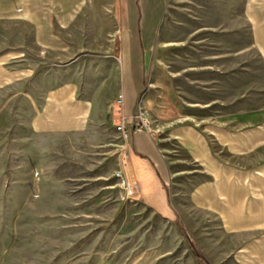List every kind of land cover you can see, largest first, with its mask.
Segmentation results:
<instances>
[{
  "label": "rangeland",
  "instance_id": "1",
  "mask_svg": "<svg viewBox=\"0 0 264 264\" xmlns=\"http://www.w3.org/2000/svg\"><path fill=\"white\" fill-rule=\"evenodd\" d=\"M115 2L0 0V58L10 52L12 65L20 60L41 67L43 101L46 88L67 83L76 99L96 100L82 128L36 139L27 133L20 152L0 153V264H251L253 257L239 249L246 239L223 233L208 209L186 201L180 221L164 218L139 193L129 194L117 177L123 165L127 168L128 138L119 128L123 26ZM132 5L139 11L137 0ZM141 5L148 22L140 31L138 17L130 13L128 30L134 34L135 76L142 89L143 50L157 39L156 68L151 66L146 78L149 87L151 71L157 72L156 105L171 98V112L181 111L176 118L264 106L254 25L255 17H264V0H142ZM243 66L251 70L246 80ZM227 73L233 82L219 97L233 105L212 110L211 99L218 96L211 93L212 76L221 84ZM110 76L117 85L113 95L104 88ZM145 93L135 123L142 126L146 119L141 131L162 139L175 121H163L162 107L154 111ZM171 151L172 160L186 165L187 153L175 141ZM178 179L187 193L193 180Z\"/></svg>",
  "mask_w": 264,
  "mask_h": 264
},
{
  "label": "crops",
  "instance_id": "2",
  "mask_svg": "<svg viewBox=\"0 0 264 264\" xmlns=\"http://www.w3.org/2000/svg\"><path fill=\"white\" fill-rule=\"evenodd\" d=\"M141 2L137 0V12L132 0L115 2L123 26L118 85L123 94V113L132 118L140 94L146 91L144 99L153 110L156 106L162 107L161 119L174 120L175 123L162 139L144 131H129L127 176L139 184L138 196L142 201L164 218L180 221L182 203L186 201L208 209L220 221L223 233L242 235L246 239L239 249L243 256L253 257L251 264H264V106L231 112L228 106L233 105V101L224 102V98L219 97V91L222 92L224 86L228 91L233 82L230 73H227L226 80L221 78V84L219 77L215 81L212 76L211 81V93L215 95L217 92L218 96L212 97L210 107L214 110L227 103L225 113L216 112L209 117L180 115L176 118L174 116L181 111L174 107L171 112V98H164L156 105L154 88L160 85L156 82L157 72L151 71L149 87L146 78L154 64L157 39L143 50L141 68L146 88L142 89L135 76L134 34L128 30L134 13L140 31L148 22ZM254 25L264 81V17H255ZM11 59L10 52H4L0 58V153L20 152L19 147L25 145L27 133L36 139L44 134L73 131L84 126L85 119L95 111L96 100L76 99L72 85L67 83L60 88L58 85L46 88L43 101L42 68L37 65L28 67L20 60L12 65ZM242 70L243 80H246L245 75L250 76V67L243 66ZM111 78L105 81L104 88L109 87L113 95L117 85ZM247 96L251 98L250 94ZM174 141L187 153L186 165L170 157ZM12 147L15 149L11 150ZM180 176L193 180L187 193L180 189Z\"/></svg>",
  "mask_w": 264,
  "mask_h": 264
},
{
  "label": "built area",
  "instance_id": "3",
  "mask_svg": "<svg viewBox=\"0 0 264 264\" xmlns=\"http://www.w3.org/2000/svg\"><path fill=\"white\" fill-rule=\"evenodd\" d=\"M132 122L131 124H128V118L124 115V119L123 122L119 125V128L122 129L124 135L126 138H128L129 136V130H128V126H135V131H141L142 128L146 125H148V121L146 119L143 118V125L140 126L138 123H135L137 116H133L132 117ZM117 177L121 180L122 185H124L126 187V189L128 190L129 194H138L140 192V187L139 184L136 182H131L128 177H127V173H126V167L123 165L121 167V169L118 170L117 172Z\"/></svg>",
  "mask_w": 264,
  "mask_h": 264
}]
</instances>
